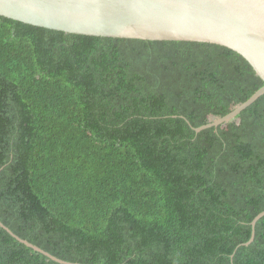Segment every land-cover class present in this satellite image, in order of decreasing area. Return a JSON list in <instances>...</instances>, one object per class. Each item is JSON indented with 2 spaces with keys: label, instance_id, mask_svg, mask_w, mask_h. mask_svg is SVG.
Returning <instances> with one entry per match:
<instances>
[{
  "label": "trees",
  "instance_id": "1",
  "mask_svg": "<svg viewBox=\"0 0 264 264\" xmlns=\"http://www.w3.org/2000/svg\"><path fill=\"white\" fill-rule=\"evenodd\" d=\"M264 86L215 44L0 16V220L78 264H264ZM0 264H61L0 227Z\"/></svg>",
  "mask_w": 264,
  "mask_h": 264
},
{
  "label": "water",
  "instance_id": "2",
  "mask_svg": "<svg viewBox=\"0 0 264 264\" xmlns=\"http://www.w3.org/2000/svg\"><path fill=\"white\" fill-rule=\"evenodd\" d=\"M0 16L65 33L147 41L220 45L242 55L264 81V0H0ZM264 95V86L228 115L196 128V133L234 122ZM260 213L251 223L250 246ZM0 227L28 248L61 260Z\"/></svg>",
  "mask_w": 264,
  "mask_h": 264
}]
</instances>
